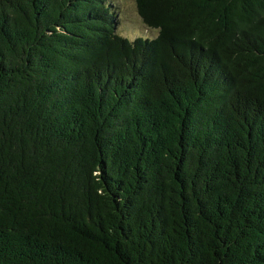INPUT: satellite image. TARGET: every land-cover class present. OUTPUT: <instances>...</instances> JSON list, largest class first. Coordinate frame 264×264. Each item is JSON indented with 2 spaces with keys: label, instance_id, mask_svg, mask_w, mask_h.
I'll use <instances>...</instances> for the list:
<instances>
[{
  "label": "trees",
  "instance_id": "trees-1",
  "mask_svg": "<svg viewBox=\"0 0 264 264\" xmlns=\"http://www.w3.org/2000/svg\"><path fill=\"white\" fill-rule=\"evenodd\" d=\"M0 0V264H264V0Z\"/></svg>",
  "mask_w": 264,
  "mask_h": 264
},
{
  "label": "rangeland",
  "instance_id": "rangeland-1",
  "mask_svg": "<svg viewBox=\"0 0 264 264\" xmlns=\"http://www.w3.org/2000/svg\"><path fill=\"white\" fill-rule=\"evenodd\" d=\"M116 20V32L130 40L136 37L152 38L157 29L147 28L141 21L135 0H109Z\"/></svg>",
  "mask_w": 264,
  "mask_h": 264
}]
</instances>
